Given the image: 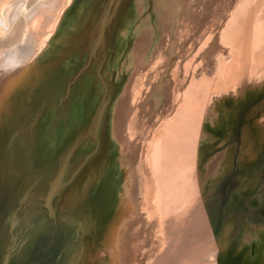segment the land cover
I'll use <instances>...</instances> for the list:
<instances>
[{"label": "rangeland", "instance_id": "374dc122", "mask_svg": "<svg viewBox=\"0 0 264 264\" xmlns=\"http://www.w3.org/2000/svg\"><path fill=\"white\" fill-rule=\"evenodd\" d=\"M53 2L55 25L27 66H38L33 86L0 67V106L7 122L38 113L25 94L79 72L84 129L48 125L52 101L24 136L45 148L0 154V264H264V0ZM25 29L23 14L0 28V51ZM103 100L96 136L89 117ZM59 136L79 144L51 213Z\"/></svg>", "mask_w": 264, "mask_h": 264}, {"label": "water", "instance_id": "95a60500", "mask_svg": "<svg viewBox=\"0 0 264 264\" xmlns=\"http://www.w3.org/2000/svg\"><path fill=\"white\" fill-rule=\"evenodd\" d=\"M103 34H104V31L103 29H101L100 31L96 33L95 36L91 35L86 44V49L91 50V52L95 50L98 44L102 42ZM80 69L82 71L83 67H81ZM78 76H80V73L75 72V74L70 75V78L68 80H66V78H62L60 85H59V82L57 83V85L59 86L54 85L52 83H48L50 85V88L52 87L53 89L52 91L56 94V96L52 95L53 92L50 89H45V90L38 89L37 91L41 93L40 97L39 96L37 97V95H35V91H32L33 95L30 94V100L31 98H33L34 101L36 102V105L34 103L31 104V102L33 101L31 102L29 101L27 106H29L28 108H31V109L32 107H35V109L36 110L38 109L39 111L38 113L36 112L32 113V110H31L30 113L26 112L25 114H21L22 113L21 112L19 117L14 118L15 116H13L12 118V120H14L15 122L18 121V124L16 125L15 123H13L14 121L12 122V125L14 126L13 129L6 128L2 130L0 128V154L2 156L7 155V154L11 155L15 151H18V152L21 151L23 149L22 145H24V147H29V148L30 147L31 148L37 147V148H42V149L45 148V147L35 146L34 143L30 145L32 141L30 135L27 136L26 138L24 136L29 133L31 135H34L33 132L37 130L35 129V125L39 123L44 116V113L40 112V108L43 106L42 111H44L46 105L47 104L50 105L52 101H53L52 103H57V105L55 106V109L51 115V119L49 120L48 125H50V123H53L54 120H57L60 122L59 128L57 129V131L71 128L70 131L72 132L70 135L72 137H76L77 135L80 134L78 133V130L81 132L83 131L82 129H84V126H81L78 123L77 125H79V127L76 129L77 127L76 122H80L82 118L81 113L79 112V106H78L79 89L75 88L74 86V84L76 83V78ZM105 100H106V97H105ZM105 100H103L102 107H99L97 109L96 114L90 115L89 119L91 118L93 125L87 128V129H90V131H87V133L92 132V134L94 133V135L96 136L100 133L104 125L103 124L104 114L107 110V101L105 102ZM22 116L25 119L19 124V118ZM87 116H89V113H87ZM83 121L85 122V120ZM64 125H67V128L66 127L64 128ZM46 131L47 130L45 129H43L42 131L39 130L40 133L42 132L45 133ZM70 135L69 137H71ZM69 137L66 139L68 140ZM59 138L60 136L57 139H55L53 142L51 140L49 141V143H51L52 145H55L57 152L60 153L59 155L60 159H58V162L61 164V169L60 171H58L59 174L57 175V177L54 178L53 182H51L49 189L46 192V195L44 197V207L43 208H46V209L48 208V211L51 213H54L53 212L54 211V205H53L54 198L58 194L62 193L64 188L69 185V182L68 181L64 182L62 178H64V175L66 178V169H68L69 167L68 165L70 163V158L73 152L76 151L77 146L79 144V141L77 139L76 140L73 139L71 140V144H67L68 141L66 139H62V138L59 139ZM66 144H67V147H66ZM63 146L65 147L63 148ZM61 153H64V154H61ZM94 153L95 151H93L90 155H88L85 161H88L90 158H92L94 156ZM64 169H65V172H64ZM4 259L6 260L10 259L9 253L6 255Z\"/></svg>", "mask_w": 264, "mask_h": 264}, {"label": "bare ground", "instance_id": "6f19581e", "mask_svg": "<svg viewBox=\"0 0 264 264\" xmlns=\"http://www.w3.org/2000/svg\"><path fill=\"white\" fill-rule=\"evenodd\" d=\"M53 1L54 0H39L30 9L26 7L25 0L0 3V28L3 29L5 33L10 31L9 29L12 23L19 14H23L26 20L27 29H25L26 33L21 43L15 45L6 52L0 51V67L3 68L4 75L7 77L10 75V77H12L18 73H24L27 79L24 87L30 85L32 79L31 73L36 72L34 69L38 67L31 65L27 68V66L30 64L34 52L42 45L41 43L44 37L48 36L55 25V19L54 16H52L53 13L50 12V10H53L51 6V4L53 5L54 3ZM27 72L29 77L27 76ZM38 89V85H36L34 88H31L30 93L31 91L37 92ZM30 93L27 92L25 94V99H27V94L30 95ZM1 112L5 114V118ZM9 118L10 117L6 115L5 111L0 106V128L2 130L6 128L13 129L14 126L12 122L6 121Z\"/></svg>", "mask_w": 264, "mask_h": 264}]
</instances>
